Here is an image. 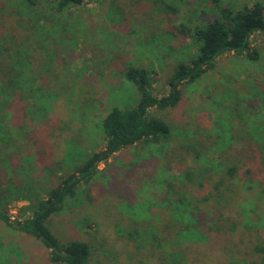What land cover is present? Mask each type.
Returning a JSON list of instances; mask_svg holds the SVG:
<instances>
[{
	"label": "rangeland",
	"instance_id": "obj_1",
	"mask_svg": "<svg viewBox=\"0 0 264 264\" xmlns=\"http://www.w3.org/2000/svg\"><path fill=\"white\" fill-rule=\"evenodd\" d=\"M221 1L239 9L257 0ZM206 2L85 0L64 10L63 31L37 41L32 49L41 87L33 96L38 110L48 111L37 123V140L28 142L35 156L27 164H34L39 181L47 174L43 164H58V179L103 148V116L113 107H134L139 97L123 76L126 68L146 69L153 93H168L177 65L197 55L194 38L182 34L180 26L209 22ZM166 7L178 9V16ZM250 51L256 60L232 53L220 56L214 68L182 87L176 107L150 110L170 125L169 141L138 144L99 164L97 175L80 184L76 196L47 221L59 245L88 244L86 264H174L173 258L176 264H236L243 254H248L244 259H260L253 248L264 243V156L250 147L264 144V34L253 35ZM39 146L43 151L37 154ZM190 148L207 153L206 159L198 160ZM228 163L237 167L233 178L224 172ZM200 167L211 169L205 181ZM247 170L252 172L250 181ZM189 171L193 182L187 181ZM11 177L6 173L2 187ZM217 182L223 184L222 198L211 196ZM181 193L198 207L195 214L184 207L183 220L191 227L199 223L206 239L193 237L196 231L185 233L183 221H171L168 198ZM28 202L11 201V219L29 216H20ZM220 213L223 228L233 220L240 228L231 243L215 230ZM0 264L53 263L40 241L0 222Z\"/></svg>",
	"mask_w": 264,
	"mask_h": 264
},
{
	"label": "trees",
	"instance_id": "obj_2",
	"mask_svg": "<svg viewBox=\"0 0 264 264\" xmlns=\"http://www.w3.org/2000/svg\"><path fill=\"white\" fill-rule=\"evenodd\" d=\"M84 1L44 0L41 6L37 0H0V171H2L0 181H3L2 178L5 179L6 173L12 176L3 187L4 182L0 184V222L40 241L48 249L49 260L53 264H86L89 260L88 244L75 241L59 245L47 227L49 218L62 210L67 199L76 196L78 186L96 176L98 165L108 162L117 152L138 144H162L169 141L172 132L170 125L163 119L151 116L150 110L164 111L176 107L183 96L182 87L198 80L214 68L217 59L226 53L256 60V53L250 51L251 38L256 33L264 34L263 1L257 0L252 6L243 5L239 9H234L223 4L221 0H208L205 7L210 10L209 22L195 28L183 24L180 26L182 34L194 38L197 55L189 63L177 65L168 81V93L162 97H157L153 93L150 73L146 69L126 68L123 76L136 87L139 94L135 106L129 109L111 108L103 116L100 125L104 140L103 148L99 152L89 154L82 166L74 172L58 179H55L57 171L60 172L58 164L50 162L43 164L47 174L41 182L35 176L34 164L31 162L27 164V160L35 156L28 142L33 138V141L37 140V134L40 132L36 129L37 123L43 121L48 112L38 110V100L33 96L41 91V87L36 73V57L32 49L37 41L54 36L57 32L61 33L66 26L61 19L64 10L71 6H80ZM165 10L171 11L175 17L179 14L176 8L166 7ZM204 15H208L205 10ZM19 109L22 111L21 116L17 114ZM28 126L32 128L30 131L27 130ZM40 147L41 149L36 151L37 154L43 151V147ZM250 148L252 152L262 150L264 156V144L263 147L258 145ZM190 150L195 152L198 160L206 159L207 153L204 151L195 148ZM221 157L220 155L219 159ZM22 160L24 164L21 163ZM223 165L226 175L229 178L235 177L237 167L230 166L229 163ZM210 171L209 168L200 167L201 180L205 181L206 174ZM246 175L248 181L252 180L250 170L246 171ZM193 176L192 171H189L187 181L193 182ZM47 179H52V182L48 183ZM204 181L199 183L200 187ZM222 185L217 182L211 196L222 198L220 194ZM26 199L30 203L23 207L20 216L25 212L30 215L11 219L8 214L9 203L13 200ZM167 205L170 207L169 217L173 223H176V220L183 221L185 233L193 234L196 231L193 237L198 235L199 238H204L200 234L202 227L199 223L191 227L188 219L183 220L184 207L189 206L191 214L196 213L198 209L190 196L181 193L175 198H168ZM187 216L192 218L190 214ZM222 216L223 213L217 215L215 230L226 243H231L240 228L238 226L236 229L234 220L233 224H228L227 229L223 228L225 222L224 219L221 221ZM214 223L210 222V225ZM184 237L188 238L185 234ZM226 250L227 248L224 249L225 252ZM253 251L261 255L260 259H244L248 254H243V259L236 264H264V243L255 245ZM172 261L176 264L174 258Z\"/></svg>",
	"mask_w": 264,
	"mask_h": 264
}]
</instances>
